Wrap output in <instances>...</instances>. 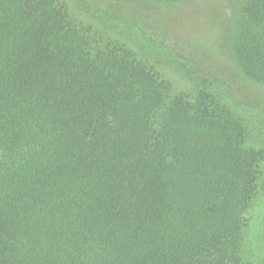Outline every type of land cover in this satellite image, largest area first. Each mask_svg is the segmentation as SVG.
Instances as JSON below:
<instances>
[{"label": "trees", "instance_id": "obj_1", "mask_svg": "<svg viewBox=\"0 0 264 264\" xmlns=\"http://www.w3.org/2000/svg\"><path fill=\"white\" fill-rule=\"evenodd\" d=\"M74 1L0 0V264H264V153L242 118L175 91ZM183 1L125 7L155 23L147 8ZM199 35L180 42L212 46ZM229 39L264 87V0Z\"/></svg>", "mask_w": 264, "mask_h": 264}, {"label": "rangeland", "instance_id": "obj_2", "mask_svg": "<svg viewBox=\"0 0 264 264\" xmlns=\"http://www.w3.org/2000/svg\"><path fill=\"white\" fill-rule=\"evenodd\" d=\"M87 1L81 3V11L91 15L90 19L108 37L132 48L139 60L155 64L153 70L161 78L170 80L175 91L194 94L207 88L216 94L222 93L223 102L245 123L248 143L264 153V87L249 81L240 72L229 47V38L246 0L155 2L157 7L152 5L154 8L145 10L155 23L141 12L126 8L125 0H99L101 6H106L100 11L91 0ZM93 1L96 4L97 0ZM111 5L112 12H109ZM158 19L168 20L172 35H165L167 31L160 28ZM201 32L206 35L205 39L212 38V46L208 45L209 41L192 49L182 46L180 41H194L193 37L199 41ZM245 91L252 92L254 100ZM236 95L245 100L237 101ZM261 169L254 210L264 211V161Z\"/></svg>", "mask_w": 264, "mask_h": 264}]
</instances>
